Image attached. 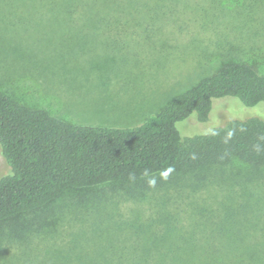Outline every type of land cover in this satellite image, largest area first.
<instances>
[{
  "label": "rangeland",
  "instance_id": "374dc122",
  "mask_svg": "<svg viewBox=\"0 0 264 264\" xmlns=\"http://www.w3.org/2000/svg\"><path fill=\"white\" fill-rule=\"evenodd\" d=\"M167 1L119 0L66 14L46 7V0H0L1 88L73 124L129 127L225 64L243 62L264 73V0ZM252 117L264 120V102L247 107L228 96L213 100L206 122L193 113L177 127L189 138ZM221 171L173 169L146 181L69 192L44 211L60 213L49 231H18L4 241L0 257L8 254L0 264H32L31 244L62 245L84 231L91 238L97 223L130 220L164 230L160 216H176L186 227L201 221L202 212L221 213L228 187L237 184ZM8 173L0 146V177ZM75 201L93 206L83 215L50 211Z\"/></svg>",
  "mask_w": 264,
  "mask_h": 264
},
{
  "label": "trees",
  "instance_id": "16d2710c",
  "mask_svg": "<svg viewBox=\"0 0 264 264\" xmlns=\"http://www.w3.org/2000/svg\"><path fill=\"white\" fill-rule=\"evenodd\" d=\"M117 1L46 0L45 5L75 14ZM19 6L14 1L15 10ZM3 85L1 80L0 146L10 173L0 177V254L4 241L18 231L30 229L36 236L49 231L60 218L56 210L83 215L91 209L93 203L75 201L50 210L58 214L44 212L69 192L146 181L173 169L222 168L221 176H234L237 184L228 187L221 213L202 212L200 223L186 227L176 216H160L164 230L130 220L97 223L91 238L84 231L62 245L31 244L32 264H264V120L236 119L189 138L177 127L193 113L206 122L217 98L236 97L247 107L264 102V73L243 62L225 64L156 115L129 127L73 124L21 102Z\"/></svg>",
  "mask_w": 264,
  "mask_h": 264
}]
</instances>
